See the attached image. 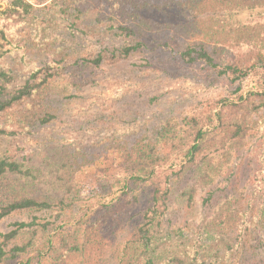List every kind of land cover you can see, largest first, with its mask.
<instances>
[{
  "label": "trees",
  "instance_id": "1",
  "mask_svg": "<svg viewBox=\"0 0 264 264\" xmlns=\"http://www.w3.org/2000/svg\"><path fill=\"white\" fill-rule=\"evenodd\" d=\"M61 1L76 19L93 13L97 24L108 23V35L74 59L42 61L20 83L5 60L35 6L2 0L0 134L35 136L67 124L49 137L62 141L69 129L136 130L107 142L125 175L99 179L87 194L71 175L100 152L80 136L59 149L58 182L49 191L29 181L32 168L0 156V220L20 217L0 232V264H264V144L247 168L264 119V0ZM199 66L205 84L216 80L225 96L169 104L159 84L151 85L153 72ZM124 81L142 92L126 90L106 105L102 94ZM200 192L206 239L184 246L188 261L172 255L163 262L157 242L169 237L170 207L179 201L191 210Z\"/></svg>",
  "mask_w": 264,
  "mask_h": 264
},
{
  "label": "rangeland",
  "instance_id": "2",
  "mask_svg": "<svg viewBox=\"0 0 264 264\" xmlns=\"http://www.w3.org/2000/svg\"><path fill=\"white\" fill-rule=\"evenodd\" d=\"M31 2L35 6L34 12L21 28L19 38L15 39V42H20V49H16L5 60V66L13 70L20 83L24 81L29 70L42 61L60 56H65L69 60L74 59L78 55L97 49L108 35V23L97 24L93 13H86L80 19H76L65 11L61 0H31ZM1 5H3L2 0H0ZM204 76L205 69L199 66L190 72L178 73L174 69L173 71L169 69L164 73L153 72L150 74V80L153 86L159 84L160 89L163 90L160 93L169 104L173 101L182 105L197 104L203 98L220 99L221 96H225L224 86L216 80H210L205 84L206 82L202 80ZM243 86L246 88L248 84L245 83ZM133 89L140 90L136 91L137 94L142 92L137 82L113 83V86L102 94V97L105 98L106 105L110 106V103L115 102L122 92ZM91 103L92 99L88 101V104ZM75 110L76 107L72 106L71 111ZM68 128L67 124H58L46 128L35 136L0 134V156L18 159L25 166L32 168L33 175L29 181L35 184L38 192L49 191L53 184L58 182L55 175L58 172L59 149L62 146H71L76 141L77 135L80 136L78 140L83 146L100 152L94 163L82 167L71 175V180L83 194L89 193L99 179L110 180L125 175L119 152L114 148H109L107 142L116 136L125 137L127 132H135L136 128L133 125L118 126L101 132L83 131L78 134L72 133L69 129L68 132L61 134L62 141L49 139L51 135L59 134ZM101 141L102 143H99ZM253 142L254 146L249 148L251 153H249L248 170L254 168L258 162L260 153L258 146L264 144L263 118L258 119L257 136L254 137ZM207 214V208L202 205L201 192L191 210L185 209L183 204L175 201L169 209L164 225L163 235L168 234L169 237L164 239L161 234L159 238L162 239L157 242L160 259L163 262L172 255L182 256L183 248L187 244H198V246L203 244V240L207 237L203 228ZM19 218V216H8L1 219L0 232L5 233L11 230L13 222ZM261 234H264V229H261ZM259 250H261L260 258L264 263V247ZM184 258L189 260V257Z\"/></svg>",
  "mask_w": 264,
  "mask_h": 264
}]
</instances>
